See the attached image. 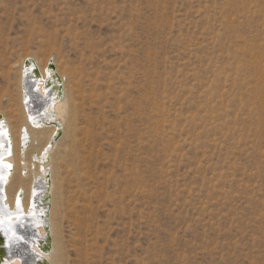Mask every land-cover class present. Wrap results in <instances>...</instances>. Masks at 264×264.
<instances>
[{"label": "rangeland", "instance_id": "374dc122", "mask_svg": "<svg viewBox=\"0 0 264 264\" xmlns=\"http://www.w3.org/2000/svg\"><path fill=\"white\" fill-rule=\"evenodd\" d=\"M26 58L77 101L54 264H264V0H0L11 122Z\"/></svg>", "mask_w": 264, "mask_h": 264}, {"label": "bare ground", "instance_id": "6f19581e", "mask_svg": "<svg viewBox=\"0 0 264 264\" xmlns=\"http://www.w3.org/2000/svg\"><path fill=\"white\" fill-rule=\"evenodd\" d=\"M122 27L121 24L116 26L115 31L118 33ZM113 40L115 41L113 49L116 50L119 47V50H121L122 48L119 45L122 40L121 34L115 35ZM96 49L97 47L93 46L92 50L94 51ZM82 59L83 58H81V60ZM101 59L102 58H100V60ZM27 60H31L41 73V77L34 80L33 89L35 88L42 97L47 96L45 86L46 82L51 80L50 78L56 76L58 79L54 80V84L61 85L60 88L58 86L55 87L57 92H55L52 99L45 104L42 117L38 116L39 114L30 109V95L24 86L25 75L31 73V69L28 70L25 67V62ZM85 60L89 61L88 58ZM21 65L19 84L20 96L22 99V113L18 115L19 117L16 122H14L15 120L11 122L5 116L0 115L2 116V119H0V192H2V194H0V200L2 201L1 203H3L1 205L5 208L0 211V216L4 221L14 223L23 220L24 217H30L34 225L33 227L36 228L39 236L47 237L50 235L52 239V248L49 252H44L38 245L33 244L32 248L34 252L38 257L44 258L48 264H54L53 259L57 250L56 242L54 241L55 238L53 239V228L55 226L51 219L52 206L54 208V193L57 188L54 173L59 167L58 164L64 160V156L61 153L62 151L59 150L56 152L58 147L57 136H60L62 130H64L67 116L70 115L71 118H74L77 109V101H74L72 94L69 93L67 87V85L70 84H68L69 81L67 82L65 77H60L58 70L50 66H54V63L49 62L48 66L42 68L35 59L26 58ZM85 74L89 80H91L93 86H95L96 82L94 83L93 81L98 78L93 79L92 77H94V75L89 72H85ZM80 98L84 100L85 96L81 95ZM86 98L90 97L86 96ZM39 118L54 121V124L42 126L33 125L34 121ZM35 147H37L36 153L33 154L29 162L27 158L28 153ZM23 172H25V174H23ZM14 186H18V188L13 195L12 190ZM19 193H21L20 196H18ZM6 210L8 215L4 216ZM6 264H21V261L15 259L13 262Z\"/></svg>", "mask_w": 264, "mask_h": 264}, {"label": "water", "instance_id": "95a60500", "mask_svg": "<svg viewBox=\"0 0 264 264\" xmlns=\"http://www.w3.org/2000/svg\"><path fill=\"white\" fill-rule=\"evenodd\" d=\"M54 67L53 65H50ZM26 69H31L30 74L25 75L24 86L26 91L30 95V109L39 114L38 116H43V110L45 104L49 102L53 94L57 92L55 87H61L60 84H54V80L58 79L56 76L50 78L46 82L45 91L47 92L46 97H42L37 90L33 89V83L36 78L41 77L40 71L34 66L31 60L25 62ZM2 119V116H0ZM54 121H50L44 118H39L34 121L33 125L42 126V125H52ZM59 137V135L57 136ZM1 186V183H0ZM2 194V192H0ZM21 193L18 194L20 196ZM0 200V211L4 210L3 203ZM1 215V213H0ZM8 212L6 210L7 216ZM30 217H24L23 220L17 222L4 221L0 216V264H6L13 262L15 259H19L21 264H48V262L34 252L32 248L33 244L39 246L44 252H49L52 248V239L50 235L47 237H40L36 231V228L33 227Z\"/></svg>", "mask_w": 264, "mask_h": 264}]
</instances>
